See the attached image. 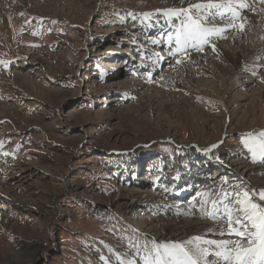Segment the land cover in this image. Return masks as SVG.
I'll use <instances>...</instances> for the list:
<instances>
[{
	"label": "rangeland",
	"instance_id": "1",
	"mask_svg": "<svg viewBox=\"0 0 264 264\" xmlns=\"http://www.w3.org/2000/svg\"><path fill=\"white\" fill-rule=\"evenodd\" d=\"M5 3L0 10V61L6 62L0 63V264H9L14 254L26 264H121L142 258L132 243L197 235L170 233L173 218L215 224L201 219L199 204L191 205L198 192L217 187L222 178L264 189V163L252 162L242 140L244 133L264 130L262 40L250 38L248 30L239 39L232 30L217 38V46H229L216 59L231 69L223 77L209 63L203 64L208 72L188 59L177 65L166 43H151L170 26L160 15L146 20L143 13L180 3ZM156 50L163 57L159 65L148 60ZM204 50L196 54L212 51ZM238 62L242 69L233 66ZM140 63L145 69L140 74H154L149 81L134 73ZM250 66L259 72L254 82L247 77ZM185 67L198 80L197 87L186 85L188 92L168 79H183ZM136 80L156 93L152 107L142 106L144 91L132 90ZM212 144L219 146L205 152ZM193 148L197 156L190 155ZM238 173L247 174L249 182Z\"/></svg>",
	"mask_w": 264,
	"mask_h": 264
},
{
	"label": "snow or ice",
	"instance_id": "2",
	"mask_svg": "<svg viewBox=\"0 0 264 264\" xmlns=\"http://www.w3.org/2000/svg\"><path fill=\"white\" fill-rule=\"evenodd\" d=\"M180 4V7L143 13L146 20L154 15L162 16L172 28V31L162 33L161 38H152L151 43H166L169 55L177 65L191 59L192 52L202 53L206 46L217 53L214 41L226 38L229 30L243 33L247 23V16L243 13L257 10L248 0H180ZM258 4L264 5V0H258ZM260 11L264 12V8ZM217 19L224 23H212ZM154 55L163 59L158 53ZM252 75L256 76V71ZM242 140L252 162L264 163V130L244 133ZM218 146L212 144L204 151L211 152ZM0 147H3V141H0ZM197 196L199 199L194 197L195 203L191 206L199 204L201 219L214 221L216 227L209 231L221 238L210 239L201 234L184 241L157 242L149 238L132 243L136 255L142 256L143 264H264V189H257L246 182L231 184L224 177L217 187L201 190ZM185 214L196 215L194 212ZM210 256L214 260H209ZM121 264L137 262L127 259L121 260Z\"/></svg>",
	"mask_w": 264,
	"mask_h": 264
},
{
	"label": "bare ground",
	"instance_id": "3",
	"mask_svg": "<svg viewBox=\"0 0 264 264\" xmlns=\"http://www.w3.org/2000/svg\"><path fill=\"white\" fill-rule=\"evenodd\" d=\"M169 1L170 2L172 1V3H174V2L180 3V0H169ZM194 1H197V0H193V2ZM5 2H6V0H0V10H3V7H5V9L7 8V4ZM253 2L256 3V4L255 5H252V6L253 7H256L257 10L255 12L245 11L243 13V15L247 16V23H246V26H245V28H246L245 30H248L249 31L247 34L250 36V38H257L259 40H262L263 41L262 43H264V12H261L260 11V8H264V6L261 5V4L257 5L258 0H252V3ZM145 24H148V27H151V25H152V24L148 23V21H146ZM164 25L165 26L168 25L167 22H166V20H164ZM164 28L166 29V27H164ZM171 29L172 28L170 27V29L169 30H165V32L166 31H171ZM245 33L246 32H243V33L234 32V37L237 38V39H239L240 36L243 35V34H245ZM216 48H217L218 55H217V53H213V51H206V56L207 57L206 56H202L200 54H196V52H192L191 53V59H188L189 60L188 62L192 64V61H195L196 64L198 63L197 64V67L199 68V70L200 71H205V72H208V71H206V69L204 68V65L203 64L204 63L205 64L206 63L207 64L209 63V64H211L213 66V68L216 69V71H217L218 74H220L221 76L225 77L227 75V73L230 72L231 69H230V67H226V66H224L222 64L216 63V59H218V60L219 59H222L223 53L226 52L227 50H229V46H227L226 44H224L223 46H217L216 45ZM144 49L145 48L142 49V53H143ZM158 52H160V50H156L155 53H158ZM155 53L150 54L148 59L150 61H152V62L159 63L161 59H158L154 55ZM245 54L246 55L243 56V58H245L249 53L248 52L246 53V51H245ZM226 56L229 57V52H227V55ZM139 59L140 58L136 59V61L139 62L138 61ZM182 64H185V62H183ZM233 66H236L238 69H242L244 65H243V63L238 62V63H235V64L233 63ZM146 67H147V65H146ZM250 67H252L254 69H252V70L249 69L250 70L249 71L250 72V75L247 76V77L252 82H254L253 79L254 80H257V77H255L254 75H252V72L253 71H256L257 74H259V72H258V70L256 69L255 66L254 67L253 66H250ZM152 69L153 68H151V69L148 68V71L149 72H152ZM143 70H145V69H144V66L141 65V64H138V65L136 64L135 67H134V73L135 74H137L138 76L140 75L143 81H149V80H147L148 77H150V79H151L154 76V74L152 73L149 76L148 75H145V74L142 75L140 73ZM171 76L172 75H169V78H168L169 81L174 84V88L175 89H178V90H180L182 92H188L189 91V90H187L186 85L192 86V87H197L196 83H197L198 80H196L197 78H196L195 74H193L190 70H188L187 67L184 68V77H183V79H181V77L180 76H177V75H174L173 77H171ZM182 81H183V84L181 83ZM130 86L132 87V90H135V91H144L143 94H147V96L144 97V98H147V99H146V101L143 102L142 106H144V107L147 108V107H152L154 105V103L156 102L155 101V97H157V95L154 96L156 93L152 91L153 89H151L149 87L147 89H143L145 86L143 85V83L141 81H138V80H136L135 82L130 83ZM188 104L191 107V104L190 103H188ZM190 155H195V156L198 155L197 152H196V148H193L191 150ZM206 156L207 155H205V157ZM262 167H264V166H262ZM249 172L251 173V170ZM238 175H241V178H243L244 180H246L245 176H248L247 174L245 175L244 173H238ZM191 177H193V176L191 175ZM197 177H200V176H197ZM261 178L264 179V175ZM249 180H250V182H253L251 179H249ZM259 181H261V180H259ZM247 182H249V181H247ZM263 184H264V181H263ZM196 218L199 219V217H196ZM169 222H173L174 223L171 226V231H170V233H172V234L178 233L180 236H186V235L188 236V235H195V234L201 235V234H203L207 238H210V239H220L221 238V237L215 235L213 232H210L209 231L210 229H214L216 227V224H214L213 222L205 226L204 225L205 223L203 224V222H200V221H197V220H192V221L183 220L181 217L173 218ZM206 223H208V222H206ZM224 238H227V237H224ZM135 260H136L137 264H143L142 258H136ZM11 263L12 264H16V263L26 264V261L24 262L23 260H20L19 259V256H17L16 254H14L10 258V260H9V264H11Z\"/></svg>",
	"mask_w": 264,
	"mask_h": 264
},
{
	"label": "water",
	"instance_id": "4",
	"mask_svg": "<svg viewBox=\"0 0 264 264\" xmlns=\"http://www.w3.org/2000/svg\"><path fill=\"white\" fill-rule=\"evenodd\" d=\"M170 139H172V138H168V139H166V141H163V142H170L171 140ZM195 145H197V144H195ZM199 145V144H198ZM194 146V145H193ZM201 147V146H200Z\"/></svg>",
	"mask_w": 264,
	"mask_h": 264
}]
</instances>
